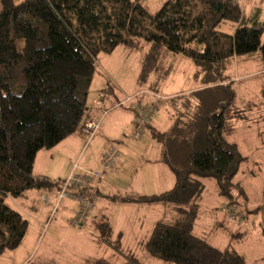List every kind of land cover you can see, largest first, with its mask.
Wrapping results in <instances>:
<instances>
[{
	"label": "trees",
	"instance_id": "trees-1",
	"mask_svg": "<svg viewBox=\"0 0 264 264\" xmlns=\"http://www.w3.org/2000/svg\"><path fill=\"white\" fill-rule=\"evenodd\" d=\"M0 2V255L18 248L29 229V220L7 198L43 188L46 179L34 175L38 153L80 128L100 54L125 46L144 50L140 90L162 93L173 70L171 64L167 69L163 65L178 57L193 62L200 86L167 97L162 105L169 125L151 127L157 161L173 173L174 186L152 195L98 194L165 210L168 218L156 221L144 243L149 258L174 264H248L235 248L216 247L196 233L195 224L205 177L216 179L232 210L238 196L233 190L245 194L237 175L250 155L229 137L235 120L244 117L229 73L244 55L260 51L264 62V17L247 19L238 0H166L155 12L142 0ZM224 21L234 23V31H219ZM108 87L111 93L113 87ZM56 185L46 192H58L61 182ZM110 222L106 213L97 218L100 240L122 253V264H145L112 240ZM79 264L115 263L99 257Z\"/></svg>",
	"mask_w": 264,
	"mask_h": 264
},
{
	"label": "rangeland",
	"instance_id": "rangeland-1",
	"mask_svg": "<svg viewBox=\"0 0 264 264\" xmlns=\"http://www.w3.org/2000/svg\"><path fill=\"white\" fill-rule=\"evenodd\" d=\"M142 1L151 12H155L166 0ZM238 1L243 6L247 5L245 14L249 19L251 6L255 0ZM1 10L0 2V12ZM234 25L231 21H224L218 26V30L231 33ZM143 56L142 48L130 49L125 46H119L109 54H100L97 72L88 95L90 111L99 110L96 105L99 104L101 93L107 92L111 95L107 84L115 83L120 89L129 92L123 100L134 95L135 91L139 92L141 83L138 79ZM178 58H168V62L163 65L167 69L166 66L169 63L173 69L170 72L171 76L164 82V86L167 84L165 92L182 91L189 87L191 89L200 86L194 79L196 67L193 62ZM236 64L229 75L238 89L239 103L244 110V117L235 120L233 132L229 137L238 142L241 149L250 155L249 161L243 165L241 172L237 175V180L244 187L245 194L240 195L242 192L238 188L233 190L234 195L238 196L236 203H233L235 210H232L228 207L227 198L219 193L216 179L205 177L203 179L205 191L200 201V213L196 220L195 232L216 247L235 248L246 256L248 264H264V62L260 51H257L240 57ZM162 93L166 95L165 99L170 96ZM117 103L118 101L108 102L107 107ZM99 106L101 107L100 104ZM117 111L126 112L124 119L129 114L124 107L113 112ZM166 113L161 111L160 114L159 111L153 125L161 126L163 123V126L167 127L169 114ZM87 116L71 137L63 140L61 144L59 143L60 145L44 149L39 153L34 175L46 179L43 188L33 187L26 192L25 196L7 198V203L21 211L29 220V229L18 248L7 250L0 255V264H79L85 258L99 257L115 264L124 262L122 253L100 240L97 230L99 223L96 221L95 223L91 221V224L84 227L74 228L66 223V217L69 215L67 213H58L52 217L54 193L49 190L46 192L49 187H56V184L64 179L70 164L73 167L78 162L87 168L98 167L101 161L100 151L102 152L108 143L115 144L119 148L123 162L117 169L111 171L112 178L107 182V194L120 189L122 192L152 195L173 186V173L166 165H159L156 162L159 147L152 135L148 140L135 139L132 138L135 129L132 123L126 128L120 127L117 130V126L108 128L104 125L103 127L102 122L99 130L90 137L83 130ZM117 137L120 138L119 141ZM71 139L77 140L78 148L75 145L72 148L69 141H66ZM121 140L124 141L123 144ZM121 145L124 146L123 149ZM89 157H93L94 161L86 165L85 160ZM161 166L168 170L165 176H172V184L169 178L163 183ZM47 193L51 196L50 204H46L43 200V195ZM110 205V208L106 206L103 208L102 204H99L95 212L97 216H101L104 211L110 219L113 241L117 242L125 252L142 258L145 264H174L149 258L144 250V243L150 236L156 221L168 218L165 212L161 213V209H157L160 207H148L138 203L115 205L112 201ZM230 211L237 214L236 218L231 217ZM171 215L170 213V217Z\"/></svg>",
	"mask_w": 264,
	"mask_h": 264
},
{
	"label": "built area",
	"instance_id": "built-area-1",
	"mask_svg": "<svg viewBox=\"0 0 264 264\" xmlns=\"http://www.w3.org/2000/svg\"><path fill=\"white\" fill-rule=\"evenodd\" d=\"M107 92L100 94L99 104L107 101ZM165 95L144 89L135 95L126 97L120 104H129L135 114L134 134L132 138L142 139L149 132L150 125L157 107L161 106L165 100ZM108 110L104 112L107 114ZM101 126L100 120H87L83 130L90 137L94 136ZM122 162V153L119 148L112 143H108L103 151L100 167L90 169L81 166L78 162L73 165L70 174L62 181L52 206V217L61 212L66 206L70 215L66 221L70 227L79 228L91 217L95 201L98 197L97 185L105 177L111 174L113 169H117ZM44 200L50 203V196L45 195ZM232 218L236 214L230 211Z\"/></svg>",
	"mask_w": 264,
	"mask_h": 264
},
{
	"label": "crops",
	"instance_id": "crops-1",
	"mask_svg": "<svg viewBox=\"0 0 264 264\" xmlns=\"http://www.w3.org/2000/svg\"><path fill=\"white\" fill-rule=\"evenodd\" d=\"M246 7H247V5H245L244 6V9H246ZM251 17H260L261 18V20L263 19V17H264V3L261 1V0H255V2L252 4V6H251ZM235 27H236V25H234V29H235ZM234 29H233V31H234ZM244 57V56H243ZM237 62H239V58L236 60V63ZM237 65V64H236ZM168 83V82H167ZM107 85H111L112 87H113V89L111 90V95L108 97V99H107V101L105 102V103H103V104H100L101 105V107L99 106V104L98 105H96L97 107H99V110H96L95 112H92V111H90V108H89V110H88V116H87V120L88 119H91V120H100L101 121V124H102V122H103V127H104V125L105 126H107L108 128H114L115 126H117V130H119L120 129V127H127L130 123H132L133 125H134V117H135V114L133 113V111L131 110V107H129V105H123V104H120L119 105V103H121V101H123V100H121V99H123V97L124 96H126V94H129V92H127V91H125V90H123V89H120V87L118 86V85H116L115 83H112V84H107ZM164 87V89L162 90V92H164L165 94H169V95H173V94H176V93H178V92H180V90L179 91H169V92H165L164 90H165V88L167 87V84L165 85V86H163ZM103 88V87H102ZM140 90V89H139ZM136 92H138V90L137 91H135V93ZM109 98H110V100H109ZM113 101H118V103H117V105H113V106H108L107 107V103L108 102H113ZM242 106V105H241ZM121 107H124L126 110H128L129 111V114L127 115V117L124 119V117H125V114H126V112H124V111H117V112H113V111H116V109H118V108H121ZM101 109V110H100ZM107 109H109V111H108V113L107 114H104V111H106ZM160 111V114H161V111H166L167 112V110H166V105H162V107H160L156 112H155V114H154V116H153V120H152V122H151V125H150V130H149V134H147L144 138H142L143 140H148L149 138H150V136L152 135L151 133V127L153 126V127H155V128H163L164 126H166V125H164L163 126V123L161 124V126L160 125H153V123H154V120H155V117L157 116V113ZM168 113V112H167ZM166 113V114H167ZM109 117V118H108ZM108 118V119H107ZM105 119H107L106 121H105ZM122 119H124V120H122ZM86 120V121H87ZM85 121V122H86ZM102 128V127H101ZM71 137V136H70ZM76 139H78V137L76 136ZM79 140V139H78ZM120 140V138H118L117 137V141H119ZM65 141V140H64ZM66 141H69L68 143H70L71 145H72V148L74 147L73 145H75V147L76 148H78V146H79V143L77 142V140H74V139H71V140H66ZM62 143V142H61ZM60 143V144H61ZM124 143V141L123 140H121V144H123ZM143 143H145L144 141H143ZM59 144V145H60ZM143 145V144H142ZM65 147H67V148H71V147H69V146H65ZM121 147H122V149L124 148V146L123 145H121ZM104 149L105 148H103L102 149V152L100 151V153H101V155H100V157H102V154H103V151H104ZM41 151H43V150H41ZM41 151L39 152V153H41ZM159 152V151H158ZM38 153V155H37V158H36V162H35V166H37V164H38V157H39V154ZM54 155H52V157H53ZM100 160H101V158H100ZM94 161V159H93V157H89L88 159H86L85 160V164L87 165V163L88 162H93ZM101 162V161H100ZM123 162V161H122ZM122 162H121V164H122ZM156 162H157V164H161L160 162H158L157 160H156ZM120 164V165H121ZM119 165V166H120ZM83 166V165H82ZM85 167V166H84ZM100 167V163H99V166L98 167H89L90 169H98ZM73 167H72V164H70L69 166H68V169H67V172L65 173V175L66 176H68L69 174H70V172H71V169H72ZM87 168V167H86ZM163 172V178H162V181H163V183H164V181H165V179L167 180V178H169L170 179V182H171V184H172V181H171V178H172V176H165L164 174L167 172L168 173V170H166V168H162V166H161V168H160ZM171 175V174H170ZM66 176L64 177V179L66 178ZM110 177V178H109ZM107 178V179H106ZM109 178V179H108ZM112 177L110 176V175H108L107 177H105V179L102 181V182H99L98 183V185H97V189H98V191L100 190L101 192H103V194H105V193H107V186H108V184H107V182H108V180H110ZM64 179H62V180H64ZM174 183H175V177H174ZM174 183H173V186H174ZM172 186V187H173ZM171 187V188H172ZM168 190V189H167ZM53 193H54V195H56V193L54 192V191H52ZM115 193H119V194H126V193H129V192H122V191H120V189H118L117 190V192H112V194H115ZM132 194H135V193H132ZM99 199V200H98ZM107 199H109V198H106V197H101L100 196V192H99V194H98V197H97V199H96V201H95V204H94V208H93V210H92V214H91V217L88 219V221L82 226V227H84L85 225H87V224H91V221H93L92 223H95V221L97 220V218L99 219V217L100 216H97V214H96V212L95 211H97L98 209V206H99V204H102V206H103V208L106 206L107 208H110L111 207V205H110V200H107ZM226 202V201H225ZM112 203H114L115 205H117V204H124V205H127V204H125V203H121V202H113L112 201ZM143 205V204H142ZM225 206V205H224ZM149 207V206H148ZM154 208L156 207V206H153ZM160 207V206H159ZM103 208L101 209V211L103 210ZM157 209H161V213L163 212H165V210L162 208V207H160V208H157ZM62 213H67V214H69L70 215V213H69V211L66 209V206L63 208V211H62ZM102 213H105L104 211L102 212ZM67 223V222H66Z\"/></svg>",
	"mask_w": 264,
	"mask_h": 264
}]
</instances>
